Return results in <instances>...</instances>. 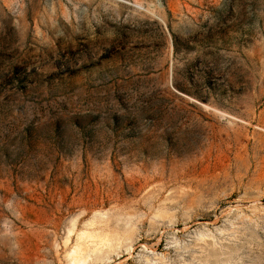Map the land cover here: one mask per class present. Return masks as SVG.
Wrapping results in <instances>:
<instances>
[{
  "label": "rangeland",
  "instance_id": "1",
  "mask_svg": "<svg viewBox=\"0 0 264 264\" xmlns=\"http://www.w3.org/2000/svg\"><path fill=\"white\" fill-rule=\"evenodd\" d=\"M81 232L86 264H264V0H0V264Z\"/></svg>",
  "mask_w": 264,
  "mask_h": 264
},
{
  "label": "bare ground",
  "instance_id": "2",
  "mask_svg": "<svg viewBox=\"0 0 264 264\" xmlns=\"http://www.w3.org/2000/svg\"><path fill=\"white\" fill-rule=\"evenodd\" d=\"M90 233H88V232H81L79 234V236L77 235L78 236V243H76V246L72 249V251L70 252V255H69L70 264H86L87 260L85 261L84 257L82 256V253L84 254V251H83L84 250V248H83L84 246H82L81 242L83 241V239H85L87 237L88 238H91L92 235Z\"/></svg>",
  "mask_w": 264,
  "mask_h": 264
}]
</instances>
